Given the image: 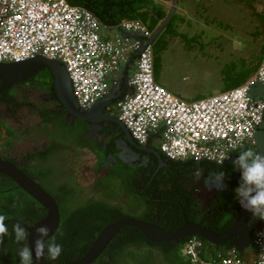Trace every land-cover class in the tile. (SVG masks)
I'll use <instances>...</instances> for the list:
<instances>
[{"label":"trees","instance_id":"obj_1","mask_svg":"<svg viewBox=\"0 0 264 264\" xmlns=\"http://www.w3.org/2000/svg\"><path fill=\"white\" fill-rule=\"evenodd\" d=\"M67 1L90 10L101 25L117 27L122 20L139 19L147 25L150 33H153L169 14V11L166 12L155 0ZM247 1L255 25L251 32L254 42L249 50L250 60L238 59L236 66L224 67V78L230 79L224 90L245 83L256 72L264 57V43L259 44L257 48L255 46L258 35L264 39V3L259 1V5H262L259 9V6L253 4L258 0ZM174 20L175 16L172 15L153 42L155 74L159 69L162 53L169 45V37L179 36L185 42L191 40L184 33L172 28ZM60 118L59 123H55L53 129H50L48 122L52 121L53 117L47 115L45 111L42 121L44 127L41 131L29 125V128L22 132L36 144V148L31 149V153L24 155L29 159V164L26 167L28 161L24 162L22 170L54 197L59 210L57 230L41 245V253L49 262L62 263L77 259L87 251L97 234L106 225L124 218L152 222L169 231L180 225L184 217L216 233L223 232L232 224L233 219H230L232 204L226 202L215 205L209 210L202 208L193 198L195 190L192 181L198 169H211L221 165L210 161L172 160L161 154L166 164L153 175L159 161L152 153L146 154L150 156L147 166L135 164L133 165L135 168H130L132 166L119 160L124 165L122 172L109 173L105 168L109 163L117 161V156L111 153L119 150L114 138L110 136L105 138L103 147H100L96 142L93 144L92 139L89 141L82 137L88 131L86 122L80 119L79 121L75 117L76 123L69 124L65 121L63 112ZM73 130L76 134L71 138L70 134ZM117 131L121 135L124 133L119 125ZM3 134L7 136L3 138ZM14 135L12 130L0 122L2 144L11 145ZM158 139L152 135L147 145L156 147L160 152ZM88 144H91L92 148L101 150L92 169L94 172L86 169L88 164L84 156H88L87 152L80 153L81 157L76 160V164H69L66 160L71 155V150L74 151L73 148H83ZM254 153V148L235 151L234 160L225 165L224 169L231 172L227 182L228 192L231 193L230 200L240 196L242 188L247 185L251 175H254ZM108 154L111 160L104 163ZM33 170H36V174ZM235 177L237 180L234 179ZM109 179H117L122 186L124 185L122 196L120 190L114 194L107 193L106 189L109 186L105 181ZM43 184L53 187V192L46 189ZM119 197L120 200L116 202ZM124 197L133 200L132 207L139 209L135 212L137 215L128 210L131 207L125 202ZM45 214L46 208L24 192L13 179L0 173V264H35L27 246V231L23 228V223L27 225L30 221L34 223ZM198 238L202 239L199 236ZM202 240L205 244L198 248V255L202 259L219 253L226 254L232 248L228 241L212 244ZM183 242L182 239L152 243L139 229L126 226L117 231L103 252L89 264H191L190 259L183 254ZM246 252L247 250L245 254H248Z\"/></svg>","mask_w":264,"mask_h":264},{"label":"built area","instance_id":"obj_2","mask_svg":"<svg viewBox=\"0 0 264 264\" xmlns=\"http://www.w3.org/2000/svg\"><path fill=\"white\" fill-rule=\"evenodd\" d=\"M110 28L67 0H0V62L35 56L59 61L69 74L78 108L86 110L109 94L110 75L135 55V71L127 76L131 89L119 102L117 117L139 144L155 135L168 159L217 164L229 161L235 151L255 148L264 101L253 96L250 87L264 86V57L242 85L185 101L155 81L146 24L125 19L115 27V35L103 38L102 31ZM260 219L242 254L232 247L226 254L202 259L197 238L183 242V254L191 264H264V206Z\"/></svg>","mask_w":264,"mask_h":264},{"label":"water","instance_id":"obj_3","mask_svg":"<svg viewBox=\"0 0 264 264\" xmlns=\"http://www.w3.org/2000/svg\"><path fill=\"white\" fill-rule=\"evenodd\" d=\"M177 0H172L170 12L163 22L154 30L151 36L147 39L148 43L158 35L159 31L165 26L167 21L171 18ZM131 56L128 63H126L124 70L134 59ZM47 69L53 75V85L57 94V97L61 100V103L66 108L67 112L71 115L69 123L74 121V118L84 120L88 123V128L93 129L97 123L103 118L108 119L110 115L104 114L102 108L111 102L112 97L119 98L121 93L114 96L106 95L103 98L97 100L94 105L86 110L78 108L75 98L72 94L69 74L66 67L57 60L49 59L42 56H35L33 58L25 59L19 62H0V91L6 89L12 83L23 81L32 77L41 69ZM125 80L123 84L127 83V76L124 75ZM124 90V89H123ZM122 90V91H123ZM250 93L259 97L264 101V86L260 83H254L250 87ZM119 126L122 127L124 137L121 136L123 145L117 146L119 149L118 158L121 161H127V148H130V152L134 153V156H138L141 150L144 152L153 153L158 158V165L153 175L162 166L166 164L165 160L161 157V153L154 150L149 145L138 144L130 135L127 128L123 125L122 121L118 118H112ZM256 139V156L255 160L262 161L264 164V110L262 119L257 126V130L254 134ZM127 142L135 147L127 146ZM234 154L231 155L230 161L233 160ZM134 158H131V160ZM228 161H225L219 165H224ZM264 167V165H263ZM0 173L13 179L14 182L29 196H31L41 206L46 208V215L34 225L27 228V246L31 253V256L35 264H89L93 262L106 248L108 243L114 238L117 231L123 227L131 226L139 229L142 235L152 243H164L168 241H177L190 236H199L200 238L214 244L228 241L229 246L234 247L240 254L243 253L245 247L251 244V237L253 229L249 226V219L251 217V211L253 206L254 197L264 189V184L259 183L264 180V175L260 172V179L257 184L250 189V199L248 202L241 206L240 211L234 217L232 224L223 232L216 233L211 229H208L197 223L190 222L184 217L183 222L178 225L172 231H169L159 225L152 222L138 220L135 218H124L116 220L106 225L95 237L87 251L72 261H66L62 263L49 262L42 257L41 245L45 239L50 237L58 228L59 225V210L54 197L45 191L38 183L26 175L20 168L15 166L10 161L0 157ZM240 205V204H239Z\"/></svg>","mask_w":264,"mask_h":264},{"label":"flooded vegetation","instance_id":"obj_4","mask_svg":"<svg viewBox=\"0 0 264 264\" xmlns=\"http://www.w3.org/2000/svg\"><path fill=\"white\" fill-rule=\"evenodd\" d=\"M41 70H39L32 77H30L33 80L26 79L23 81H18L12 83L6 89L0 91V122H2L4 126H6V128L12 130L15 133V135L13 136V143L7 146L0 143V148H20L16 151H12L11 149H8L6 151H0V157L10 161L14 165L15 163H17L18 165L15 166H17L21 170L23 168L22 164L29 160L28 158L26 159L24 155L31 153V149L36 148V144L34 143V141L30 140L22 132L28 129L29 125H32L35 130L41 131L44 127L42 121L44 119L45 111H47V115H51L53 117V120L48 122L50 129H53L55 123H59L62 112L67 123H69L71 119V115L67 112L66 108L61 103V100L57 97L53 85V75L49 70L45 68H43V71L41 72L42 74L39 75ZM43 74L45 75L43 76ZM45 78L46 80L44 81ZM115 102V100H111L108 105H105L102 108V112L104 114L112 116V118H117V109ZM112 118L108 117V119H101L99 123H97L95 127H93V129H89L87 127L88 131L82 137L84 139L90 137L92 141L100 144V147H103L104 139L110 136L114 138L116 142V147L119 145L122 146L123 143H121V136L123 137L124 133L121 135L120 132L117 131L118 124ZM76 121V118H74V121L69 124H75ZM85 122L86 121H84V123ZM87 125L88 123L86 122V126ZM75 134L76 131L73 130L70 134L71 138H74ZM21 143H24V145ZM127 146H131L133 149H135L131 142H127ZM151 147L154 150L156 149V147L154 146ZM83 148H87L89 152H91V154L97 151L96 154L92 157V160L87 161L88 165L86 169L92 170L93 166L98 160V155L101 154V150L100 148H92L91 144H88L86 145V147ZM22 151H24V154H22ZM137 151L139 152V155L134 156V153L130 152V148H127V163H133V165L136 164L137 166H147L150 156L146 154L152 153H147L141 150ZM118 153L119 150H117L116 153H111L117 156V161L120 160L118 158ZM108 156L110 155L108 154L105 160L107 162H109V159L111 160V157ZM255 156L256 151L254 153V160ZM80 157L81 156L79 152L71 150V155L66 160L69 161V164L73 165L76 164V160L80 159ZM234 157L236 156L234 155ZM131 158L134 159L131 160ZM228 162L222 166L214 167L211 169H198V173L193 177L194 179L192 178V183L194 184L195 190L193 193V198L197 201L198 205H200L204 209L209 210L214 208L215 205L224 204L226 202L232 204V212L230 214V219L234 220V217L240 211L241 206L243 205L244 207V205L250 199V189L252 186H254V184L258 183L260 179L259 173L261 172L262 175H264V164L262 161L260 162L257 160L256 162L255 160V163L253 165L254 175H251L250 180L247 183V186L249 187L248 193L242 192L240 193V196H238L236 199L230 200L229 196L231 193L228 192L229 187L227 182L228 178H230L231 176V172L229 170L224 169L225 165L229 164ZM28 164L29 161L26 163V167L28 166ZM105 170L108 171V167L105 168ZM92 172L94 171L92 170ZM232 176L234 177L236 175ZM234 179L237 180V177H235ZM262 184H264V180L259 183V185ZM120 197L115 201H119ZM252 202L253 206L251 211L252 214L249 219V226L255 231L258 227L261 226L260 211L264 206V189H262L254 197ZM41 219H38L36 222L40 221ZM36 222L32 223L30 221L28 225L23 223V228H25V230L27 231V228L34 225ZM191 238L199 239L198 236H190L185 237L183 240L185 242ZM199 240L201 241L202 245L205 244L202 239ZM42 257L48 261V259L45 258L44 255H42Z\"/></svg>","mask_w":264,"mask_h":264},{"label":"rangeland","instance_id":"obj_5","mask_svg":"<svg viewBox=\"0 0 264 264\" xmlns=\"http://www.w3.org/2000/svg\"><path fill=\"white\" fill-rule=\"evenodd\" d=\"M192 1L194 0L187 1L186 5H192ZM200 3L214 16L213 21L205 20L203 14L201 16L189 14L191 26L185 27L182 31L191 40L185 42L179 36L169 37V46L162 53L159 69L156 74L154 72L155 81L161 82L159 84L165 89L185 101L205 98L226 89L230 79L224 78V67L226 65L227 68L236 66L238 59L249 61V50L254 42L251 32L255 25L248 9L247 0H200ZM170 4V1L166 0V5ZM253 4L256 7L259 6V9L262 7L259 5V1L253 2ZM178 28L175 27V30L178 31ZM257 37L259 38L256 40V48L259 44L264 43V39H261L260 35ZM239 68L240 66H238ZM41 72L39 75L42 74ZM6 136L3 134V138ZM87 139L91 141L90 137ZM21 144L24 145V143ZM8 149L16 151L20 148ZM8 149L0 148V151ZM127 164L132 166L130 168H135L133 163ZM123 166L120 161L109 163L108 172H122ZM35 171L33 170L34 173ZM105 184L109 186L106 189L107 193L114 194L120 190V195L124 194L125 187L117 179H109L107 182L105 181ZM44 186L53 192V187ZM248 190L249 187L246 185L241 192L248 193ZM124 198L131 207L128 210L135 214L139 209L132 207L133 200L128 197Z\"/></svg>","mask_w":264,"mask_h":264},{"label":"crops","instance_id":"obj_6","mask_svg":"<svg viewBox=\"0 0 264 264\" xmlns=\"http://www.w3.org/2000/svg\"><path fill=\"white\" fill-rule=\"evenodd\" d=\"M155 1L158 2L159 4H161L164 7V9H165L166 12L167 11L170 12L171 4L169 6H167L166 5V0H155ZM169 1H170V3H172V0H169ZM187 1H189V0H177V5H176L175 10H174V12L172 14V15L175 16V20H174V23H173L172 28L175 29V27H179L178 28V32H183L182 30H184L185 27H190L191 24H190V19L188 17L189 14H196V15H199V16H201L203 14V15H205V18H206L205 20L213 21L214 16L211 15L208 12L207 8L204 7L200 3V0H198V1H195V0L192 1V3H191L192 5H190V6H187L186 5ZM178 2H179V6H178ZM137 20H139V19H137ZM118 31L119 30H117V28L111 27L110 30L102 31V37L103 38H104V36L111 37V36L115 35ZM155 38L151 41L152 43L156 41ZM168 46L169 45H167V47L165 48V50L168 48ZM125 65L121 64V67L118 68V71L116 72V74L113 73L112 75H110V77L108 79V82L110 84L109 95L108 96H110V95L114 96V95H116L118 93H121L119 95V98L115 99L114 97H112V99H111V100H115L116 101L115 103H116L117 113H118V108H119V102L122 100L123 96L127 92H129L130 89H131L130 86H129L128 80H126L127 83L123 84V81L125 80L124 75H126V76H128L130 78L131 75L133 74V72L135 71V65H134L133 60L130 62V64L127 66V68L124 70ZM159 83H161V82H159ZM74 150L76 152L81 153V154H83L84 152H87L88 153V156H84V158H85L86 161L92 160V157L97 152L96 151L93 154H91V152H89V150L87 148H74ZM77 169L78 168H75V170H77ZM77 171H79V170H77Z\"/></svg>","mask_w":264,"mask_h":264},{"label":"clouds","instance_id":"obj_7","mask_svg":"<svg viewBox=\"0 0 264 264\" xmlns=\"http://www.w3.org/2000/svg\"><path fill=\"white\" fill-rule=\"evenodd\" d=\"M117 118H118V117H117ZM135 141H136V140H135ZM136 142H137V141H136ZM137 143H138V142H137ZM138 144H139V143H138ZM142 145H145V144H142ZM146 145H147V143H146ZM254 151H256L255 148H254ZM241 193H242V192H241Z\"/></svg>","mask_w":264,"mask_h":264}]
</instances>
